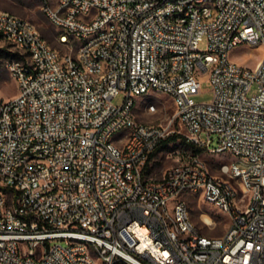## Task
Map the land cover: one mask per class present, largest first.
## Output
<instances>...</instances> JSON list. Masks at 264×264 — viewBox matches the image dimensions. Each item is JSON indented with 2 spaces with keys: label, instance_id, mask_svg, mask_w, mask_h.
I'll list each match as a JSON object with an SVG mask.
<instances>
[{
  "label": "built area",
  "instance_id": "built-area-1",
  "mask_svg": "<svg viewBox=\"0 0 264 264\" xmlns=\"http://www.w3.org/2000/svg\"><path fill=\"white\" fill-rule=\"evenodd\" d=\"M36 1L59 48L0 11L19 85L0 93V264H264V57L231 59L264 48V0ZM203 79L210 103L195 100ZM154 93L173 102L167 125L136 119L135 97ZM175 121L196 150L235 161L147 177ZM187 194L229 216L223 236L202 233Z\"/></svg>",
  "mask_w": 264,
  "mask_h": 264
},
{
  "label": "rangeland",
  "instance_id": "rangeland-1",
  "mask_svg": "<svg viewBox=\"0 0 264 264\" xmlns=\"http://www.w3.org/2000/svg\"><path fill=\"white\" fill-rule=\"evenodd\" d=\"M53 2L55 0H52ZM0 11L8 12L12 15L21 17L36 25L45 38L54 48H59L55 41V31L43 14L40 3L36 0H0ZM207 50V42L200 45V51ZM63 51V50H61ZM264 57V48L262 46L244 45L236 49L231 54V59L239 65L256 69L258 63ZM16 58L12 46L5 42H0V93L2 97L9 101L18 97L19 85L14 78H11L8 72V63ZM214 98V89L209 84L208 79L202 80V89L196 96V102L210 103ZM125 94L121 93L113 99L115 106L123 105ZM135 116L138 122L145 124L167 125L175 113V107L172 100L163 94H150L146 97H135ZM148 102H156L158 112L149 114L144 108ZM172 129L180 132L182 137L177 141L169 143L166 147L159 150L145 166V175L152 179H161L165 172L171 167L188 162L194 156L206 162L214 174H219L218 169L222 163H231L235 161L229 154L213 155L207 152L196 150L183 137V131L177 121L174 122ZM174 135V134H173ZM187 201L193 221L198 227L202 228V233L213 237L223 236L230 223L227 214L222 213L210 204L206 203L199 196L187 194L184 196ZM210 216L214 221V227L211 228L204 224V216Z\"/></svg>",
  "mask_w": 264,
  "mask_h": 264
},
{
  "label": "trees",
  "instance_id": "trees-1",
  "mask_svg": "<svg viewBox=\"0 0 264 264\" xmlns=\"http://www.w3.org/2000/svg\"><path fill=\"white\" fill-rule=\"evenodd\" d=\"M181 137H182V136L179 135V134H174V135H171L170 137H168L165 141H163V142L161 143V145L157 148V150L155 151V153L151 155L150 160H151V158H153V157L155 156V154H156L159 150H161L162 148L166 147L169 143H172V142L177 141V140H178L179 138H181ZM184 139H185V138H184ZM148 162H149V161H148Z\"/></svg>",
  "mask_w": 264,
  "mask_h": 264
},
{
  "label": "bare ground",
  "instance_id": "bare-ground-1",
  "mask_svg": "<svg viewBox=\"0 0 264 264\" xmlns=\"http://www.w3.org/2000/svg\"><path fill=\"white\" fill-rule=\"evenodd\" d=\"M204 222H206V223H212V219L209 217V216H204V220H203Z\"/></svg>",
  "mask_w": 264,
  "mask_h": 264
},
{
  "label": "crops",
  "instance_id": "crops-1",
  "mask_svg": "<svg viewBox=\"0 0 264 264\" xmlns=\"http://www.w3.org/2000/svg\"><path fill=\"white\" fill-rule=\"evenodd\" d=\"M206 215V214H205ZM210 217V216H209ZM211 218V217H210ZM212 219V218H211ZM213 220V219H212Z\"/></svg>",
  "mask_w": 264,
  "mask_h": 264
}]
</instances>
